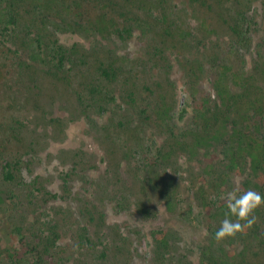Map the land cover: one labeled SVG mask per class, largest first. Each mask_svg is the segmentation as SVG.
<instances>
[{
    "label": "rangeland",
    "instance_id": "rangeland-1",
    "mask_svg": "<svg viewBox=\"0 0 264 264\" xmlns=\"http://www.w3.org/2000/svg\"><path fill=\"white\" fill-rule=\"evenodd\" d=\"M57 45L69 60L54 69ZM8 159L24 163L22 223L49 238L44 264H229L234 237L204 258L194 243L226 193L264 197V0H0ZM189 201L200 231L178 217ZM254 214L243 235L264 248Z\"/></svg>",
    "mask_w": 264,
    "mask_h": 264
},
{
    "label": "trees",
    "instance_id": "trees-1",
    "mask_svg": "<svg viewBox=\"0 0 264 264\" xmlns=\"http://www.w3.org/2000/svg\"><path fill=\"white\" fill-rule=\"evenodd\" d=\"M49 52H52L53 54V56H50L49 61L51 68H61L65 62L69 60L68 52L61 45H57L55 47L51 46ZM48 72L49 71H47V73ZM102 72L105 73L106 70L102 69ZM36 79L38 78H35V80ZM39 83H41V80ZM176 112L178 119H182L185 114L188 113L184 105H179ZM232 133L237 134L235 128ZM23 164L24 163L19 159H8L2 165H0V183L10 186L6 196L7 203L1 215L2 219L0 220V264H24L29 255L36 262V264H44L48 258H52V256L48 254L47 249L49 238L44 234L37 235L35 232L26 234L28 229L22 223V213L24 212L22 200L29 199L31 196L29 191L26 192L27 189L23 181ZM51 197L54 200L59 198L56 192L52 193ZM29 204H31V201L28 203V205ZM178 217L192 229L197 231L201 230L202 213L200 210L194 209V205L191 203V201H189V203H187L185 206L181 207ZM257 229L261 231L259 225H256L255 230ZM215 231L216 230L212 229L211 227H208L207 232L204 233L206 235V244H204V241L201 243L197 242L199 238L194 241L197 242L194 244L198 254L200 251V255H202L201 258H204L207 254L212 252L213 248L211 245L213 244V240H215ZM244 232L245 230H243L241 233H237L234 237L238 245L236 247L234 257H228L229 264H251L250 261L252 257L257 259L260 256L262 264H264V248H262V241H255V245L252 249L251 243L245 241V239L249 238H246L245 235H243ZM247 232L251 237V231L248 230ZM53 235H55L56 238L58 237L57 232H54ZM144 237L146 236L144 235ZM152 237L155 239L154 235ZM146 241L147 244H149V240ZM217 250L219 251L218 254L221 255L219 258H221L223 248L218 246ZM107 255L108 253L106 249H103V251L100 252L101 257H106ZM209 258L211 259V264L218 263L217 259H212L211 256H209ZM261 260H259L260 263L255 262L254 264H261Z\"/></svg>",
    "mask_w": 264,
    "mask_h": 264
},
{
    "label": "clouds",
    "instance_id": "clouds-1",
    "mask_svg": "<svg viewBox=\"0 0 264 264\" xmlns=\"http://www.w3.org/2000/svg\"><path fill=\"white\" fill-rule=\"evenodd\" d=\"M224 198L226 211L214 233V239L217 242L235 237L245 228H251L257 221L255 211L264 207V197L251 189L242 193L228 192Z\"/></svg>",
    "mask_w": 264,
    "mask_h": 264
}]
</instances>
